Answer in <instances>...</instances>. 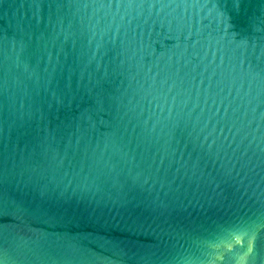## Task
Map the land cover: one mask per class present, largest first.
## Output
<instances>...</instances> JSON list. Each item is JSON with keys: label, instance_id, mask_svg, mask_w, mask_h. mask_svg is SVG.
Here are the masks:
<instances>
[{"label": "water", "instance_id": "water-1", "mask_svg": "<svg viewBox=\"0 0 264 264\" xmlns=\"http://www.w3.org/2000/svg\"><path fill=\"white\" fill-rule=\"evenodd\" d=\"M0 264H264V0H0Z\"/></svg>", "mask_w": 264, "mask_h": 264}]
</instances>
